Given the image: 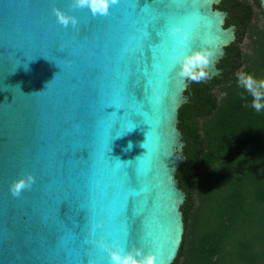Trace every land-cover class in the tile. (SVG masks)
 <instances>
[{"label": "water", "instance_id": "obj_1", "mask_svg": "<svg viewBox=\"0 0 264 264\" xmlns=\"http://www.w3.org/2000/svg\"><path fill=\"white\" fill-rule=\"evenodd\" d=\"M221 2L120 0L93 16L71 0H0V264H108L101 240L174 263L188 103L177 60L208 48L209 78L220 75L236 41ZM53 7L77 25H60ZM26 173L35 183L13 197Z\"/></svg>", "mask_w": 264, "mask_h": 264}, {"label": "trees", "instance_id": "obj_2", "mask_svg": "<svg viewBox=\"0 0 264 264\" xmlns=\"http://www.w3.org/2000/svg\"><path fill=\"white\" fill-rule=\"evenodd\" d=\"M216 9L228 14L225 28H236V41L217 65L220 75L187 82L179 110L185 161L176 180L186 198L173 264H264V112L250 107L235 76L264 78V26L253 24L248 0H222ZM245 39L249 54L240 49Z\"/></svg>", "mask_w": 264, "mask_h": 264}, {"label": "clouds", "instance_id": "obj_3", "mask_svg": "<svg viewBox=\"0 0 264 264\" xmlns=\"http://www.w3.org/2000/svg\"><path fill=\"white\" fill-rule=\"evenodd\" d=\"M120 0H71L70 7L88 9L93 16H107L110 8L118 5ZM57 22L62 26L75 27L78 23L73 15L66 14L60 8L53 7ZM170 37L180 47L187 46L189 32L180 25L169 28ZM214 53L208 48L191 50L177 60V74L180 78L192 83H199L209 78L208 66ZM237 87L251 97L250 107L257 113L264 112V78H257L251 72L237 71L235 73ZM35 183V177L26 173L12 181L9 191L13 197L30 189ZM102 227L101 224L96 225ZM98 246L108 253V264H156L157 256L154 252L145 253L139 248L126 249L122 244L107 245L102 240L96 242ZM88 264H95L89 261Z\"/></svg>", "mask_w": 264, "mask_h": 264}, {"label": "rangeland", "instance_id": "obj_4", "mask_svg": "<svg viewBox=\"0 0 264 264\" xmlns=\"http://www.w3.org/2000/svg\"><path fill=\"white\" fill-rule=\"evenodd\" d=\"M254 8V19L253 24L257 25L259 28L264 26V14L262 13L261 9L258 8L255 4L254 0H248ZM240 49L243 53L249 54L250 53V42L248 39H245L243 43L240 45Z\"/></svg>", "mask_w": 264, "mask_h": 264}]
</instances>
